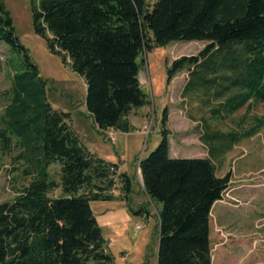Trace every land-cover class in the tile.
Returning <instances> with one entry per match:
<instances>
[{
    "label": "trees",
    "instance_id": "16d2710c",
    "mask_svg": "<svg viewBox=\"0 0 264 264\" xmlns=\"http://www.w3.org/2000/svg\"><path fill=\"white\" fill-rule=\"evenodd\" d=\"M34 33L85 83L84 106L100 130L128 132L129 115L148 100L140 81L143 50L176 41H206L196 55L175 59L169 81L186 69L182 96L202 95L212 118L223 119L251 102H264V0H31ZM0 42L10 51L11 86L0 114V152L18 149L31 180L0 203V264H115L90 206L111 200L118 164L88 150L54 109L28 50L0 0ZM213 101H217L213 103ZM167 109L162 139L138 164L142 190L157 207V264H212L209 218L222 200L231 171L218 175L213 158L256 134L204 124L208 157H171ZM59 164V181L49 166ZM61 188L62 194L49 193Z\"/></svg>",
    "mask_w": 264,
    "mask_h": 264
},
{
    "label": "rangeland",
    "instance_id": "374dc122",
    "mask_svg": "<svg viewBox=\"0 0 264 264\" xmlns=\"http://www.w3.org/2000/svg\"><path fill=\"white\" fill-rule=\"evenodd\" d=\"M10 11L16 34L28 50L40 76L46 81V97L54 109L69 112L67 122L80 142L98 157L117 163L129 180V193H124L119 177L109 191L111 200H91L90 206L101 228L102 236L115 264H157V207L145 196L138 164L162 139L161 119L167 109L169 150L171 157H208L200 141L204 124L220 131L250 129L264 119V102L253 101L223 119L212 118L201 101L203 96L190 94L183 98L179 88L189 73L179 71L171 80L168 69L181 56L196 55L206 41H176L143 50L138 57L139 81L148 104L129 115L127 133L96 127L84 106L85 83L68 63L51 53L45 40L34 33L31 0H3ZM152 5L155 0H144ZM9 47L0 42V114L8 103L12 70L8 66ZM173 85L175 88L173 89ZM217 101H213L216 103ZM146 126V127H145ZM0 152V203L10 201L17 188L26 185L31 176L22 173V160ZM218 175L231 171V181L222 200L211 209L210 247L212 264H264V125L250 137L242 138L222 157L213 158ZM52 177L59 181V164L49 166ZM62 194L61 188L50 196ZM149 217H146L147 215ZM141 228L135 233V226Z\"/></svg>",
    "mask_w": 264,
    "mask_h": 264
},
{
    "label": "crops",
    "instance_id": "0c3cea01",
    "mask_svg": "<svg viewBox=\"0 0 264 264\" xmlns=\"http://www.w3.org/2000/svg\"><path fill=\"white\" fill-rule=\"evenodd\" d=\"M186 81H187V80H185V81L183 82V84H182V85L180 86V88H179V93H180V94L182 93V90H183V87H184ZM171 84H173V80H171ZM174 88H175V86L173 85V89H174ZM130 119H131V118L129 117V120H130ZM125 133H127V132H125ZM169 154H170V150H169ZM118 168H119L118 171L121 172V169H120V166H119V165H118ZM138 169H139V168H138ZM220 176H221V175H220ZM141 186H142V184H141ZM141 188H142V187H141ZM144 194H145V193H144ZM145 196H146V194H145ZM146 197H147V196H146ZM147 199H148V197H147ZM216 203H218V202H216ZM216 203H215V204H216ZM215 204H214V205H215ZM214 205H213V206H214ZM213 206H212V207H213ZM146 215H147L146 217H149V216H150V215H148V214H146Z\"/></svg>",
    "mask_w": 264,
    "mask_h": 264
},
{
    "label": "built area",
    "instance_id": "2783aa9c",
    "mask_svg": "<svg viewBox=\"0 0 264 264\" xmlns=\"http://www.w3.org/2000/svg\"><path fill=\"white\" fill-rule=\"evenodd\" d=\"M146 127V126H145ZM110 130V129H109ZM108 130V134H109V138L111 139V140H115V136L113 135V132L112 131H109ZM138 172H139V169H138ZM141 228V225H136L135 226V233L134 234H136L137 233V230H139Z\"/></svg>",
    "mask_w": 264,
    "mask_h": 264
},
{
    "label": "water",
    "instance_id": "95a60500",
    "mask_svg": "<svg viewBox=\"0 0 264 264\" xmlns=\"http://www.w3.org/2000/svg\"><path fill=\"white\" fill-rule=\"evenodd\" d=\"M139 174H140V170H139ZM141 183H142V181H141Z\"/></svg>",
    "mask_w": 264,
    "mask_h": 264
}]
</instances>
